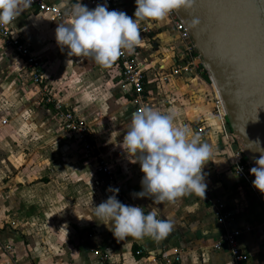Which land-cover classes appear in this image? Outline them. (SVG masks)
<instances>
[{
    "label": "crops",
    "instance_id": "obj_1",
    "mask_svg": "<svg viewBox=\"0 0 264 264\" xmlns=\"http://www.w3.org/2000/svg\"><path fill=\"white\" fill-rule=\"evenodd\" d=\"M53 2L59 7L61 0ZM114 2L118 11L135 19V0ZM60 10L63 19L50 22L47 15L28 7L16 18L12 30L43 63L46 82L89 124L93 149L85 152L61 132L56 119L71 144L66 159H59L58 165L62 163L56 170L42 177L34 174L31 161L21 153L29 148L22 138L23 130L13 122L18 114L17 101L25 102L20 106L27 113L31 108L23 94L16 95V72L21 62L0 41V264H163V256L177 253L181 264H235L224 245L219 251L213 249L224 229L241 232L239 244L249 259L239 264H264V195L232 175L218 173L211 158L203 169L209 201L194 194L164 205H154L147 197L133 198L132 193L142 191L143 173L139 163L131 162L134 157H128L120 147L132 116L129 99L119 90L120 70L114 64L101 67L90 58L69 56L66 48L61 50L55 29L59 24H70L71 16ZM143 27L149 33H141L142 46L134 52L136 59L151 62L154 68L164 67L157 76L153 70L147 72L149 107L161 113L175 109L178 115L174 123L187 128L189 138L198 123L203 124L208 135L200 142L209 144L213 153L220 146L214 85L204 73L192 79L172 74L173 66L181 62L183 43L168 17L141 22L140 29ZM163 76L167 77L165 81ZM99 158L113 166L115 177L112 181L99 179L102 183L96 186L97 177H92L89 170ZM218 163L224 166L223 161ZM109 187L119 188L116 195L121 203L140 206L145 214L152 206L161 208L158 218L171 219L173 231L159 242L150 237L117 240L109 226L90 213L107 200L105 191L109 192ZM215 199L222 200L231 213L224 226L215 220L210 202ZM5 246L11 247L10 254L3 252ZM100 250L108 254L107 261L100 262ZM138 250L140 255L135 254Z\"/></svg>",
    "mask_w": 264,
    "mask_h": 264
},
{
    "label": "clouds",
    "instance_id": "obj_2",
    "mask_svg": "<svg viewBox=\"0 0 264 264\" xmlns=\"http://www.w3.org/2000/svg\"><path fill=\"white\" fill-rule=\"evenodd\" d=\"M196 0H135L134 17L124 11L108 10L107 3L89 9L80 0H61L60 9L71 16L70 24L55 29L57 45L68 50L69 56L90 58L101 67H110L123 54H132L142 46L140 23L163 21L174 11H191ZM32 0H0V26H7L30 7ZM198 19H192L193 26ZM175 109L167 113L144 106L132 113L130 127L120 147L132 163H139L143 173L142 191L133 198H150L154 205L175 204L178 199L196 195L206 196L207 184L203 169L212 156V148L201 143L199 135L189 138V130L175 125ZM255 143H260L257 140ZM250 169L253 186L264 193V150ZM113 195L90 212L95 219L109 226L117 240L150 237L159 242L173 231L171 219H159L162 209L150 207L147 214L140 206L121 203L119 188L109 187Z\"/></svg>",
    "mask_w": 264,
    "mask_h": 264
},
{
    "label": "built area",
    "instance_id": "obj_3",
    "mask_svg": "<svg viewBox=\"0 0 264 264\" xmlns=\"http://www.w3.org/2000/svg\"><path fill=\"white\" fill-rule=\"evenodd\" d=\"M83 1L94 8L97 4L107 3L109 11L117 10L114 0ZM29 8L39 14L47 15L50 22H57L63 19L61 10L53 0H32V4ZM168 19L178 39L183 43V52L179 58L181 62L173 66L172 74L178 77L188 76L192 79L206 73L208 81L213 87L210 75L191 40L190 33L184 21L177 11L170 13ZM15 21L16 20L7 26H0V40L4 48L21 62L22 67L19 70L20 81H24L25 84L30 86L29 91L33 98L38 99L40 106L54 114L55 118L58 120L61 132L69 139L81 145L85 152L90 153L93 146L89 124L65 102L60 92L54 90L49 83L46 82L43 63L33 56L23 38L13 33L12 26ZM140 31L143 34L149 33L147 27L141 28ZM113 64L120 70L119 90L123 95L128 97L132 106V113L144 106H149L145 90L147 72L153 70L156 75L159 70L163 71L164 67L157 66L154 68L155 66L153 63L140 61L136 59L135 53L128 54L126 52ZM166 79L167 77L163 76V80L165 81ZM213 102L220 133V146L211 156L214 169L218 173L234 176L255 192L257 189L252 184L255 177L250 173L252 167L245 157L237 136L228 128L222 102L215 90ZM199 123L194 129L193 135H199L200 140H202L208 135V129L203 126V124ZM2 124H5V121H3ZM218 161H223L224 166L220 167ZM94 174L97 177L95 185L99 186L104 179L108 181L114 180L115 170L110 163L99 158L95 163ZM99 179L102 180L100 181ZM262 194L264 195V193ZM111 195V193L105 191L107 199ZM208 195L209 189H206V200H208ZM210 202L213 204V213L217 224L224 226L231 219V213L222 200L215 199L210 200ZM91 236V234L88 235L89 238ZM240 236V231H227L224 229L220 242L214 245L213 249L219 251L224 245L235 264L247 262L249 257L239 244ZM2 250L5 254L11 253L10 246L2 247ZM135 254L140 255L141 251L138 250ZM98 255L100 262L107 261L109 257L108 254L102 250L99 251ZM163 264H181L180 255L177 253L163 256Z\"/></svg>",
    "mask_w": 264,
    "mask_h": 264
},
{
    "label": "water",
    "instance_id": "obj_4",
    "mask_svg": "<svg viewBox=\"0 0 264 264\" xmlns=\"http://www.w3.org/2000/svg\"><path fill=\"white\" fill-rule=\"evenodd\" d=\"M184 21L251 167L264 150V0H196ZM192 19L200 23L193 26ZM259 140L260 143H255Z\"/></svg>",
    "mask_w": 264,
    "mask_h": 264
},
{
    "label": "rangeland",
    "instance_id": "obj_5",
    "mask_svg": "<svg viewBox=\"0 0 264 264\" xmlns=\"http://www.w3.org/2000/svg\"><path fill=\"white\" fill-rule=\"evenodd\" d=\"M2 45L1 41V46ZM2 47L4 48V46ZM16 64L18 66V62H16ZM18 79L19 72H16V95L23 94L25 99L28 100V104L31 105V108L30 113H27V111H24L23 107L20 106L25 102L17 101L16 107L18 114L14 117L16 122H13L16 124L17 128L23 130L24 135L22 138H25L28 145L27 147H29L28 149L22 150V155L25 160H28L27 162L31 161L30 167L34 174L36 173V175L42 177L45 172H50L52 169L56 170V167L62 163L61 160L58 165L59 159H66V150L71 144L67 137L60 132L54 114L40 106L38 99L33 98L29 91L30 86ZM2 106L0 107V111L3 110ZM23 119L25 122H23ZM5 120L7 121V118ZM94 168L95 165L89 170L92 177H95ZM43 179H46V177ZM106 184H109V182ZM110 193L113 195L112 192Z\"/></svg>",
    "mask_w": 264,
    "mask_h": 264
},
{
    "label": "trees",
    "instance_id": "obj_6",
    "mask_svg": "<svg viewBox=\"0 0 264 264\" xmlns=\"http://www.w3.org/2000/svg\"><path fill=\"white\" fill-rule=\"evenodd\" d=\"M72 2H74L75 0H71ZM207 80H208V78H207ZM227 125H228V123H227ZM228 128H229V126H228ZM229 130H230V128H229Z\"/></svg>",
    "mask_w": 264,
    "mask_h": 264
},
{
    "label": "bare ground",
    "instance_id": "obj_7",
    "mask_svg": "<svg viewBox=\"0 0 264 264\" xmlns=\"http://www.w3.org/2000/svg\"><path fill=\"white\" fill-rule=\"evenodd\" d=\"M215 87V86H214ZM216 91V90H215ZM216 94H217V91H216ZM217 96H218V94H217Z\"/></svg>",
    "mask_w": 264,
    "mask_h": 264
}]
</instances>
